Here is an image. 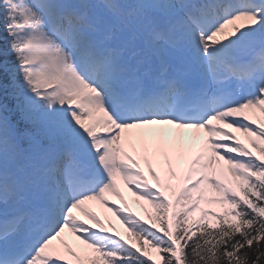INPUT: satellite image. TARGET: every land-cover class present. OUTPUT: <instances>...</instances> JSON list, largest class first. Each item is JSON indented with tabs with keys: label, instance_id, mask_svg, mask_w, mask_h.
Returning a JSON list of instances; mask_svg holds the SVG:
<instances>
[{
	"label": "snow or ice",
	"instance_id": "1",
	"mask_svg": "<svg viewBox=\"0 0 264 264\" xmlns=\"http://www.w3.org/2000/svg\"><path fill=\"white\" fill-rule=\"evenodd\" d=\"M149 262L264 264V0H0V264Z\"/></svg>",
	"mask_w": 264,
	"mask_h": 264
},
{
	"label": "bare ground",
	"instance_id": "2",
	"mask_svg": "<svg viewBox=\"0 0 264 264\" xmlns=\"http://www.w3.org/2000/svg\"><path fill=\"white\" fill-rule=\"evenodd\" d=\"M228 128H226L227 130ZM229 132L236 136L238 139H241L242 141L245 140V137L243 136L242 133L240 132H235L233 129L229 128ZM181 135L185 138L190 137V136H198L200 140L204 139L203 131L200 133H195L193 130H184ZM250 148V146H249ZM118 190L120 191L121 195L124 198V203L130 202V205L127 207L128 213H134L136 217H143V208L146 206V202L143 200H137L135 196L132 195V192L129 190L128 186H125L123 181L121 180L119 183H117ZM106 200L110 205L117 206V207H123L124 204L121 203L119 199H117L115 196H112L111 194H106ZM86 208L94 209V208H106L104 205L100 204L99 202L93 201L89 202L88 204L85 205ZM107 209V208H106ZM79 217H83L79 213H77ZM111 221V223L117 228V232L120 234H124L123 229L124 225L121 224L119 219L115 217L114 215H111L105 219V226L107 221ZM111 231V228L109 229ZM65 239L68 241L69 240V235L68 233L65 234Z\"/></svg>",
	"mask_w": 264,
	"mask_h": 264
},
{
	"label": "rangeland",
	"instance_id": "3",
	"mask_svg": "<svg viewBox=\"0 0 264 264\" xmlns=\"http://www.w3.org/2000/svg\"><path fill=\"white\" fill-rule=\"evenodd\" d=\"M148 207V206H147ZM146 207V208H147ZM222 207H226V206H217V210L216 211H220L221 209H222ZM145 208V211L147 210L148 211V208L146 209ZM100 218H101V220H105L104 219V217H105V210H100V212H95ZM103 218V219H102ZM128 235V233L127 232H125V236H127ZM73 240H74V244H75V239H74V237H73ZM149 252H150V254H153V256H154V254H155V251L154 250H152V249H149Z\"/></svg>",
	"mask_w": 264,
	"mask_h": 264
},
{
	"label": "trees",
	"instance_id": "4",
	"mask_svg": "<svg viewBox=\"0 0 264 264\" xmlns=\"http://www.w3.org/2000/svg\"><path fill=\"white\" fill-rule=\"evenodd\" d=\"M149 264H150V262H149Z\"/></svg>",
	"mask_w": 264,
	"mask_h": 264
}]
</instances>
